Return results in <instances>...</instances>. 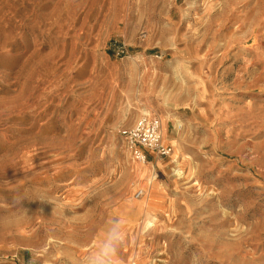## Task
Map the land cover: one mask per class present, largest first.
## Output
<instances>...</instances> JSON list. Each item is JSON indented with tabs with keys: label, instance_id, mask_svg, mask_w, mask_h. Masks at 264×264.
Listing matches in <instances>:
<instances>
[{
	"label": "rangeland",
	"instance_id": "374dc122",
	"mask_svg": "<svg viewBox=\"0 0 264 264\" xmlns=\"http://www.w3.org/2000/svg\"><path fill=\"white\" fill-rule=\"evenodd\" d=\"M113 218L119 264H264V0H0V264H82Z\"/></svg>",
	"mask_w": 264,
	"mask_h": 264
},
{
	"label": "built area",
	"instance_id": "2783aa9c",
	"mask_svg": "<svg viewBox=\"0 0 264 264\" xmlns=\"http://www.w3.org/2000/svg\"><path fill=\"white\" fill-rule=\"evenodd\" d=\"M119 131L132 161L140 165L150 163L153 154L166 157L172 153L171 147L161 141L159 118L149 112L142 113L132 124L122 126ZM143 194V188H136L133 197L140 198Z\"/></svg>",
	"mask_w": 264,
	"mask_h": 264
},
{
	"label": "clouds",
	"instance_id": "9594fccd",
	"mask_svg": "<svg viewBox=\"0 0 264 264\" xmlns=\"http://www.w3.org/2000/svg\"><path fill=\"white\" fill-rule=\"evenodd\" d=\"M25 199L23 196H15L13 203L22 205ZM123 242L124 221L119 218L108 220L94 250L84 257L82 264H119L118 253Z\"/></svg>",
	"mask_w": 264,
	"mask_h": 264
},
{
	"label": "bare ground",
	"instance_id": "6f19581e",
	"mask_svg": "<svg viewBox=\"0 0 264 264\" xmlns=\"http://www.w3.org/2000/svg\"><path fill=\"white\" fill-rule=\"evenodd\" d=\"M22 92V91H21ZM22 103V102H21ZM19 108V107H18ZM165 145H167V144H165ZM142 166H145V165H142Z\"/></svg>",
	"mask_w": 264,
	"mask_h": 264
}]
</instances>
